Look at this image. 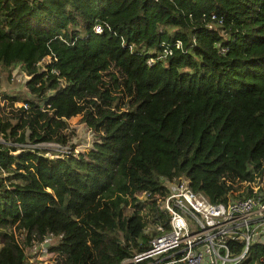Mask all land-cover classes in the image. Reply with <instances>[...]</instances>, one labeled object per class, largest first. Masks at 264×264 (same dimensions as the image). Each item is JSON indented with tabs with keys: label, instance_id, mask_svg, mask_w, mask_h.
<instances>
[{
	"label": "trees",
	"instance_id": "trees-1",
	"mask_svg": "<svg viewBox=\"0 0 264 264\" xmlns=\"http://www.w3.org/2000/svg\"><path fill=\"white\" fill-rule=\"evenodd\" d=\"M15 63L28 78L0 86V264H38L26 247L48 233L58 264H143L125 259L149 247L161 177L216 202L264 171V0H0V68ZM263 254L252 243L236 264Z\"/></svg>",
	"mask_w": 264,
	"mask_h": 264
},
{
	"label": "built area",
	"instance_id": "built-area-1",
	"mask_svg": "<svg viewBox=\"0 0 264 264\" xmlns=\"http://www.w3.org/2000/svg\"><path fill=\"white\" fill-rule=\"evenodd\" d=\"M217 22L221 24L222 20ZM94 29L100 32L102 26L97 24ZM219 49L223 52L225 47ZM169 52L164 48L156 56H149L147 63L152 64ZM253 177L236 181L238 188L230 189L226 200L216 202L193 189L187 177H161L166 192L151 197L161 210V218L150 222L154 224L152 228L149 222L144 225V232L150 235L149 247L126 261L146 260L143 264L238 263L248 253L250 244H264V171H253ZM140 193L143 201L151 199L148 192ZM19 233L17 238L21 239L23 236ZM59 238L60 235L52 233L44 235L42 240L31 238L26 256L28 251L32 257L40 259L38 264H58L56 253L49 250L48 245L55 244ZM230 238L243 242L237 255L229 252ZM258 262L264 264V254Z\"/></svg>",
	"mask_w": 264,
	"mask_h": 264
},
{
	"label": "rangeland",
	"instance_id": "rangeland-1",
	"mask_svg": "<svg viewBox=\"0 0 264 264\" xmlns=\"http://www.w3.org/2000/svg\"><path fill=\"white\" fill-rule=\"evenodd\" d=\"M28 78L26 71L24 67L20 63H15L10 67H2L0 68V84L4 86L6 90L12 91L8 93H13V92H22L24 88V83L25 80ZM9 101H4L5 105L4 110H12V108H15L16 106H20L23 104L22 101H14L12 106H9ZM81 113H78L76 115H73L69 117V123H70V128L74 129V132L72 134V141L75 142L76 149H88L89 147L92 146L93 144V133L92 131L80 120ZM0 139L1 136H0ZM41 147L47 148V154L51 156V150L53 149H62L65 150L67 147L65 146H60L57 142L55 141H44L39 143ZM138 198L142 201L143 203V196L138 194ZM124 212L126 214H129L131 212L130 206H125L124 207ZM150 228L154 225L153 223H148ZM2 228H0V244L2 242ZM15 235L20 236V233L18 230H15ZM27 259L32 260L34 262L40 260L37 259L36 257H32V254H28L27 251ZM126 261V259H125Z\"/></svg>",
	"mask_w": 264,
	"mask_h": 264
},
{
	"label": "crops",
	"instance_id": "crops-1",
	"mask_svg": "<svg viewBox=\"0 0 264 264\" xmlns=\"http://www.w3.org/2000/svg\"><path fill=\"white\" fill-rule=\"evenodd\" d=\"M0 86H1V90H2V91L12 92V91L6 90V89L4 88V86H2L1 84H0ZM1 103H3V100H1Z\"/></svg>",
	"mask_w": 264,
	"mask_h": 264
},
{
	"label": "water",
	"instance_id": "water-1",
	"mask_svg": "<svg viewBox=\"0 0 264 264\" xmlns=\"http://www.w3.org/2000/svg\"><path fill=\"white\" fill-rule=\"evenodd\" d=\"M47 244V243H46ZM125 262H127V261H125Z\"/></svg>",
	"mask_w": 264,
	"mask_h": 264
}]
</instances>
